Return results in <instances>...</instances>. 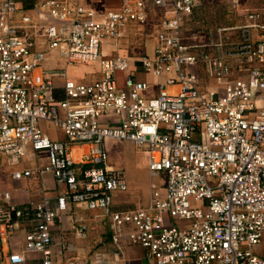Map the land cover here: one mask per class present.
Segmentation results:
<instances>
[{
    "label": "built area",
    "instance_id": "obj_1",
    "mask_svg": "<svg viewBox=\"0 0 264 264\" xmlns=\"http://www.w3.org/2000/svg\"><path fill=\"white\" fill-rule=\"evenodd\" d=\"M149 3L159 11L154 25ZM200 5L120 0L94 9L82 0H43L19 11L16 0H0V155L16 167L31 154L34 163L14 168L11 178L50 174L58 189L55 201L43 186L40 199L24 206L0 190V244L16 223L33 217L9 264H23L28 254L40 264H77L51 250L53 223L71 206L102 210L109 219L116 252H96L93 264H111L133 245L144 249L148 264H264V0L241 23L214 26L202 39L183 32ZM148 27L151 53L102 50L131 33L146 38ZM49 51L65 66L44 67ZM134 62L157 82L129 73ZM78 64H96L98 77L68 78L66 67ZM43 122L64 137H50ZM107 141L130 142L149 175H161L145 205L112 209L113 194L128 185L124 169L108 164ZM82 145L75 161L71 151ZM57 245L58 254L73 249Z\"/></svg>",
    "mask_w": 264,
    "mask_h": 264
},
{
    "label": "crops",
    "instance_id": "obj_2",
    "mask_svg": "<svg viewBox=\"0 0 264 264\" xmlns=\"http://www.w3.org/2000/svg\"><path fill=\"white\" fill-rule=\"evenodd\" d=\"M18 6L21 10H31L43 0H16ZM120 0H82L83 4L92 7L94 9H108L117 7ZM149 18L154 25L155 21L159 17V11L154 8L151 3L148 4ZM198 9V8H197ZM196 10V9H195ZM194 10V11H195ZM193 11V12H194ZM131 33L128 37L117 40L110 41L103 46V51L108 55L116 54H128L127 49H121L123 41L135 40L132 38ZM138 39L143 43L144 47L147 44L151 45L148 51L145 53H151L155 40L147 41V38L142 37L139 33L137 34ZM128 42V41H126ZM121 45V46H120ZM128 45V43L126 44ZM131 45V43H130ZM142 51L141 53H143ZM140 53V54H141ZM132 55V54H130ZM139 55V54H137ZM93 65L95 67H93ZM65 66L64 60L59 57L56 51L47 52V57L44 61V67L46 68H62ZM136 74L137 78L143 79L150 83L157 82V79L149 74L143 72L142 67L137 62H134L132 67L129 69V73L132 71ZM42 69H37L34 71V80L36 82L41 80ZM94 75L98 77V69L96 64L90 65H73L66 67V76L73 79L76 82H88L94 78ZM119 82L121 83L124 78V73L120 72L117 75ZM62 79H56L55 83V94L60 97L61 94ZM153 92L156 93V89L153 88ZM42 126L45 131L53 139H62L63 134L50 126L48 123L43 122ZM127 141H107V148L113 146L116 143H123ZM131 144L130 142H127ZM132 145V144H131ZM86 150V145L80 147H75L71 151V157L77 161L81 158L82 153ZM138 151V150H137ZM141 152V151H139ZM142 154L141 165L146 168L145 157ZM32 155L29 154L26 159L20 162L16 167L30 166L34 163ZM40 162H44V156L39 155L36 157ZM108 164L112 167H117L114 160L109 159ZM15 166H10L6 163L5 158L0 155V190H7L11 193L12 201L18 206H24L28 201H38L41 197L40 189L44 186L47 189V196L51 201H55V197L58 194V189L55 186L53 177L50 174H45L40 180H15L11 178V171L16 168ZM121 168V167H120ZM127 178V175H126ZM127 190L122 192H115L113 194L112 209L113 210H126L132 209L138 206H143L148 203L151 192L154 187H160L162 185V180L151 184L148 187L147 193L138 195L135 189H133L134 179H127ZM132 207V208H130ZM99 213V214H98ZM33 217L29 215L26 218L21 219L15 224L13 234L6 242L0 244V264H9L7 256L9 253L14 251H19L24 246L25 243V233L29 229L32 223ZM3 233V227H0ZM51 236L54 241L51 250L58 259L64 260L67 257H75L77 259V264H93L91 262L93 255L96 252H104L107 254L108 258H112L113 253L116 252L112 240H111V230L109 226V219L104 211L102 210H91L86 209L82 206H71L68 211L62 213L59 218L55 220L51 230ZM65 241L72 245L73 249L71 251L64 250L58 254L59 246L58 242ZM97 248L92 254L91 258L88 256V252L91 249ZM118 260L113 261L111 264H148L145 258V251L139 246H127L117 252ZM23 264H40V259L36 254H28L25 262Z\"/></svg>",
    "mask_w": 264,
    "mask_h": 264
},
{
    "label": "rangeland",
    "instance_id": "obj_3",
    "mask_svg": "<svg viewBox=\"0 0 264 264\" xmlns=\"http://www.w3.org/2000/svg\"><path fill=\"white\" fill-rule=\"evenodd\" d=\"M260 3L261 0H201L199 8L186 20L183 32L186 35L196 33L202 39L206 35V32L214 26L241 23L244 19L245 11ZM196 30L198 31L196 32ZM148 33L147 41L152 40L150 27H148ZM132 38L135 40L123 41V45H120L121 49H127L128 54H132L133 57H136L142 51H148L151 46L150 44L144 47L143 43L138 39L137 34H133ZM127 43L128 45H126ZM93 67L95 66L93 65ZM96 76L94 75L91 78H96ZM106 149L109 159L114 160L117 167L124 169L127 179H134L133 189L136 190L138 195L147 193L148 187L151 184L161 181V175L159 177H151L147 168L141 165L142 154L136 150L133 144L131 145L127 142L116 143L113 146L106 147ZM96 250L97 248L91 249L88 252V256L91 258ZM262 253L264 254V246L262 247Z\"/></svg>",
    "mask_w": 264,
    "mask_h": 264
}]
</instances>
